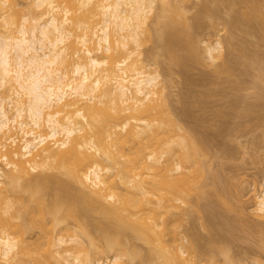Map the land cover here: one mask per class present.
Listing matches in <instances>:
<instances>
[{"label":"bare ground","instance_id":"1","mask_svg":"<svg viewBox=\"0 0 264 264\" xmlns=\"http://www.w3.org/2000/svg\"><path fill=\"white\" fill-rule=\"evenodd\" d=\"M16 1L0 0V264H236L225 233L212 232V210L239 206L209 172L204 135L141 56L151 38L153 60L202 62L184 0H27L25 13ZM209 1L234 13L230 29L264 36V0ZM230 33L241 54L247 41ZM222 41L204 47L207 60L221 57ZM260 186L251 211L264 221ZM187 205L204 210L210 251L193 232L177 236Z\"/></svg>","mask_w":264,"mask_h":264},{"label":"rangeland","instance_id":"2","mask_svg":"<svg viewBox=\"0 0 264 264\" xmlns=\"http://www.w3.org/2000/svg\"><path fill=\"white\" fill-rule=\"evenodd\" d=\"M28 1H16L17 4L19 3V8L18 5L16 7L17 10L21 9L20 13L28 12V7H30L29 4L27 5ZM203 5L215 9L217 13L209 19L205 17L202 19L203 17L198 16L200 13L198 10H201ZM182 6L187 20L196 22L197 24H194L201 27L196 36L198 51L203 56L202 62L193 63L186 60V63L184 61V64H188L186 67L189 69L187 70L184 64L182 67L179 64L170 66L163 54H159L153 60L148 56V51L154 46L151 38L144 41L141 56L144 62L149 63L148 68L154 67L159 70L162 84H167L164 91L168 93L170 104L177 109L183 108L190 114L184 123H190L196 131L204 135L208 151V157L206 156L205 160H207L209 170L211 169L208 171L218 173L215 181L225 188L228 187L229 190H227L230 192L228 196L232 197L235 204L239 206V210L238 207L236 210L235 208L232 210L224 208V210L215 206L212 210V223L215 224L212 232L225 233L229 239V246H231L229 252L233 254L236 264H264V250H261L259 244L260 237L264 234L262 232L264 221H259L252 215L253 205H255L254 196L259 191L260 185L264 184V106L262 105L264 92L261 93V90H264V36L260 35L261 32L258 34V31L254 35L247 34V27L244 28L242 24L234 30L227 27L226 23L235 18V15L229 9L227 10L228 7H225L223 2L213 4L209 0H184ZM240 19L243 18L239 17ZM230 31L234 34L232 42L237 44L242 39L247 41L244 43L247 47H243L241 54L229 47L231 44L228 43L229 38L227 37L231 35ZM215 39L223 40V52L221 57L210 62L205 58L204 47ZM226 59L229 60L233 71L222 72L221 75L216 74L215 65ZM165 67H168L170 71ZM184 73L187 74L184 75ZM187 75L189 77H183ZM188 78L193 79V82ZM259 101L261 107L257 103ZM207 177L199 178V182L201 179L205 181L203 187L205 190L212 188V179L210 176ZM205 202L206 200L200 197V204H198L203 205ZM204 220L205 212L201 207L196 209L194 206L187 205L176 216L173 224L177 236L183 239H188L189 233L190 235L191 232L193 235L195 233V236L199 238L201 248L206 252L210 251V248L213 249L212 242H210L213 237L212 232L203 226ZM253 224L256 226L258 224L259 228ZM29 234L27 232V235ZM24 235L27 236L26 233ZM30 235L26 238L32 239V233ZM185 250L186 255L188 251ZM211 252L214 251L211 250ZM209 254L211 253L208 255L205 253L206 257ZM215 256L217 259H222L221 255ZM108 257L110 256H107V260ZM135 261L137 262L134 260L129 264H136Z\"/></svg>","mask_w":264,"mask_h":264}]
</instances>
